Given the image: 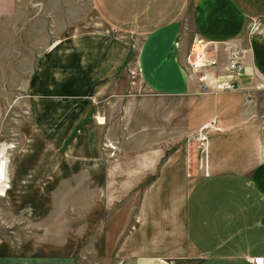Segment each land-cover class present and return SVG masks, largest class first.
Here are the masks:
<instances>
[{
	"label": "crops",
	"instance_id": "1",
	"mask_svg": "<svg viewBox=\"0 0 264 264\" xmlns=\"http://www.w3.org/2000/svg\"><path fill=\"white\" fill-rule=\"evenodd\" d=\"M90 4L97 24L110 30V35L90 29L59 36L40 55L27 84L36 107L34 131L48 144L42 148L45 164H49L50 154L62 150L74 128L86 123L95 110L92 98L114 101L117 95L198 93L197 80L186 69L194 36L214 41L243 39L246 23L264 20V0H90ZM251 40L250 54L245 57L247 71L255 70L264 80V35ZM134 41L138 45L130 64ZM252 82L253 78L244 76L239 90L244 92ZM204 94L210 101L203 102L204 115L195 122L203 125L215 117V126L224 124L222 113L228 95ZM105 117L111 122L108 109ZM126 119L118 117L112 122L124 123ZM248 123L253 125L256 120ZM86 124L81 133L91 141L90 150L85 145L64 150L66 165L57 163L50 178L44 180V203L32 219H43V209L51 202V196L46 195L56 192L55 187L69 186L75 194L89 180L97 195L88 212L93 224L106 209L99 206L106 201V188H117L122 181L123 188L142 189L127 205L135 207L127 215L118 209L111 211L109 203L115 201H106L110 219L127 218L113 233H122L113 252L121 258L119 264H253V257L264 256V154L251 168L224 165L220 158L223 137L211 134L213 128H209L207 143L202 140L199 144L203 152L209 151L207 165L194 166L190 151L182 147L163 158L164 149L152 147L145 152L140 146L137 158L106 164L99 146L100 125L95 120ZM114 130L107 129L108 140L113 139L110 131ZM136 136L142 140L147 133L141 128ZM83 148L90 151V162L85 160ZM88 170L89 178H84ZM117 176L121 178L117 180ZM33 185H20L17 194L8 195L11 206L41 203L31 198L35 195ZM122 193L126 190L119 191ZM51 228L44 227L39 237L18 242L13 235H1L0 264H75L76 249L68 243L70 233L64 227L58 238L50 237ZM104 229L103 222H98L96 253L108 251L101 240Z\"/></svg>",
	"mask_w": 264,
	"mask_h": 264
},
{
	"label": "rangeland",
	"instance_id": "2",
	"mask_svg": "<svg viewBox=\"0 0 264 264\" xmlns=\"http://www.w3.org/2000/svg\"><path fill=\"white\" fill-rule=\"evenodd\" d=\"M97 22L90 0H0V159L6 161L5 172L2 173L0 170V236L13 235L18 242L29 236L39 237L44 227L47 229L52 227L49 236L58 238L60 230L65 227L70 233L68 243L76 249L75 264L121 262V258H116L113 252L122 233L117 235L113 233L115 227H120L127 218L110 219L106 201L107 199L110 202L115 201L109 203L113 208L111 211L118 209L120 214L127 215L135 208L127 205L137 194L140 195L142 189L123 188L122 181H118L120 185L117 188H106L110 196L103 195V200L106 201L99 202V206H105L106 209L101 212L99 220L92 224L88 212L97 199L93 192L95 185L91 186L90 181L85 180L84 186L75 194L69 186L55 187L56 192H52L53 195L52 193L46 195L51 196V199L47 198L51 202L43 209V219L39 221L32 219V214L44 203V180L50 178L52 168L57 163L66 165V161L63 160L64 150L81 145L90 150L88 146L91 145V141L85 138L86 133H81L82 127L87 126L86 123L95 120L100 125L99 146L103 153V163L106 164L109 161L123 163L130 157L137 158L139 146L145 152L152 147L164 149L163 158L176 147L188 149L191 153L190 162L196 167L200 163L202 166L207 165L209 157V151L203 152V148L199 146L203 144L199 142L201 141L199 126L202 122H195L204 115L201 110L203 102L210 101L205 99L206 94L198 91L189 95L127 98L131 95L128 94L117 95L114 101L105 98L97 101V97L92 98L96 104L95 110L89 113L86 123H79L78 128H74L61 151H56L53 156L50 154V160L48 156L49 166L46 167L42 148L48 144L33 128L36 107L27 86L29 78L36 69L40 55L49 50L48 46L55 43L59 36L90 29L104 34L111 33ZM262 34L264 35V20L255 25L251 21L246 23L244 37L239 40V43L245 44L248 48L245 57L250 54L251 38ZM137 45L134 41V45L130 47V64ZM246 75L249 79L255 80V77ZM219 94H227L229 98L226 99L229 103L222 113L224 124L218 123L221 129L217 125L211 130V134L220 133V137H223L221 142L224 151L220 154L221 162L229 167L251 168L264 154V88L258 89L251 97L239 89L219 90L212 95ZM107 109L111 122L106 121ZM118 117L121 120L123 117L127 119L124 123L112 122ZM128 119L132 122H128ZM253 120H256L254 126L248 123ZM109 126L116 129L110 131L112 140L106 137ZM141 128L143 134L144 131L147 133V137L142 140L136 136V132ZM119 134H125L124 138L119 137ZM74 137L76 139H73ZM89 152L85 150L87 162L92 158ZM89 175V170L84 172V178H89ZM150 176L151 174L147 180ZM118 178L121 176H117L116 179ZM29 182L34 184L32 190L35 195L31 198L41 203L34 205L31 203L33 201L26 204L19 202L18 206H11L8 195L17 194L19 186ZM115 188L116 190L112 192ZM123 190H126V193L119 194V191ZM64 195H68V198L64 199ZM112 197L115 199L111 200ZM120 205L122 206L118 208ZM98 222H103L105 226L101 240L106 244L108 251L103 253L95 251L100 243L96 245L95 231Z\"/></svg>",
	"mask_w": 264,
	"mask_h": 264
},
{
	"label": "built area",
	"instance_id": "3",
	"mask_svg": "<svg viewBox=\"0 0 264 264\" xmlns=\"http://www.w3.org/2000/svg\"><path fill=\"white\" fill-rule=\"evenodd\" d=\"M253 25L259 24V20H252ZM239 38H230L220 41L206 40L194 36L187 55L186 69L190 76L198 82L199 92L215 94L219 90H237L241 87V81L246 74L255 77L252 86L244 89V94L253 96L255 90L264 88V80L255 70L247 71L248 65L245 62V55L248 48L245 44L239 43ZM258 78V80H257ZM216 118L204 123L199 128V137L207 140V130L214 128ZM253 264H264V256L252 258Z\"/></svg>",
	"mask_w": 264,
	"mask_h": 264
},
{
	"label": "bare ground",
	"instance_id": "4",
	"mask_svg": "<svg viewBox=\"0 0 264 264\" xmlns=\"http://www.w3.org/2000/svg\"><path fill=\"white\" fill-rule=\"evenodd\" d=\"M5 162H6L5 160L2 161V159H0V170L2 171V173L5 172V167H4Z\"/></svg>",
	"mask_w": 264,
	"mask_h": 264
}]
</instances>
